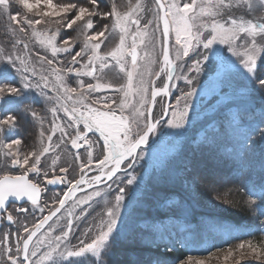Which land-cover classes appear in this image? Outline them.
<instances>
[{
    "label": "snow or ice",
    "instance_id": "obj_1",
    "mask_svg": "<svg viewBox=\"0 0 264 264\" xmlns=\"http://www.w3.org/2000/svg\"><path fill=\"white\" fill-rule=\"evenodd\" d=\"M0 15H7L12 37V50L0 49V228L19 225L0 232V264H107L117 242L144 239L145 233L164 255L178 248L199 251L213 246L215 234L230 235L236 226L227 221L188 222L194 203L175 205L186 220L176 231L172 224L136 223L150 189L180 178L146 170L137 176L139 161L146 153L167 157L169 147L205 127L211 131L201 143L210 148L227 137L223 157L235 164L242 178L237 191L245 193L255 227L264 231V0H152L151 7L128 0L123 11L117 0H0ZM30 43L43 53H33ZM33 55L40 72L30 64ZM113 71L121 74L118 81H106ZM177 81L185 88L171 104L167 98ZM196 84L201 101L230 100L226 129L214 126L206 106L193 104ZM32 90L50 105L48 114L27 101ZM28 117L39 125V146L18 135ZM67 143L77 151L64 166L58 150ZM176 158L161 163L167 168ZM183 164L184 185L194 193L196 178L187 179L193 161ZM257 167L260 179L254 180ZM50 185L66 190L45 196ZM232 191L215 198L231 204ZM101 201L103 208L92 215ZM164 255L146 264H206L192 255ZM223 259L264 264V241H241Z\"/></svg>",
    "mask_w": 264,
    "mask_h": 264
},
{
    "label": "rangeland",
    "instance_id": "obj_2",
    "mask_svg": "<svg viewBox=\"0 0 264 264\" xmlns=\"http://www.w3.org/2000/svg\"><path fill=\"white\" fill-rule=\"evenodd\" d=\"M134 2V0H133ZM146 7H151L152 0H143ZM117 4L120 9L126 10L128 7V0H117ZM12 13L17 11L16 7L10 8ZM9 21L7 15H0V49H4L5 51H11V43L12 37L11 34L8 32ZM55 28V25H52ZM79 31V30H78ZM82 37L80 38L82 42ZM118 39V38H117ZM224 47V46H219ZM30 48H32L33 53L39 50L43 53V50L39 48L38 45H33L30 43ZM36 57L33 55L30 64L32 67L36 69L37 72L41 71V65L36 62ZM47 68V65L44 66ZM117 72L113 71L112 73H108L105 75L104 79L106 81L117 82L119 76ZM38 78V77H36ZM177 87L172 89V95L167 98V102L171 104H175V97L180 95V90L185 88V84L183 81H177ZM197 87L198 96L193 98L194 105H204L207 108L206 115L209 116L214 120V126L218 127L223 125L224 128H227V121L226 117L229 115L228 108L226 105H229L230 100L228 98L223 97L222 95L218 98L214 99L212 96H206L203 101L199 98V84L195 85ZM52 93L49 92V95ZM229 96H231V90H229ZM160 98H158L159 100ZM236 104L240 103V101L235 100ZM27 101L32 104V107L38 111L41 115L48 114V108L50 105L45 101L44 97L40 96L36 90H32L27 94ZM257 105H259L258 98L255 101ZM234 106V105H233ZM157 113L159 112V105L157 106L156 110ZM191 115V113H190ZM63 116V113H61ZM50 118V114H49ZM168 117H165V120ZM203 119V115L201 116ZM164 131H172L171 129H167L164 126ZM211 131L208 128H200L199 129V136H197L196 131H191L189 133V138L187 143L183 144H175L167 149V157L164 156L163 153H160L157 157L150 159L148 154L146 153L144 160L139 161L136 166L135 172L137 176H139L142 172L146 170L148 174H152L155 176L168 177L169 175H176L180 174V178L176 179L175 181L169 179H162L158 183H156L151 189L149 194L144 197V203L139 208L136 214V223L137 225H153L159 223L165 224H172L175 225L173 231H176L186 225V220L184 216L182 218H174L172 216H168L167 218L158 219L155 217L157 211L161 209V212L166 211V213H170L171 210H182L180 207H176L175 205H185L188 206V200L194 199L196 204L204 206L205 208L210 209L213 213H230L235 216L241 217L242 221L238 223L228 220L227 221L234 226H236V230L233 231L230 235L225 233H217L213 239V246H209L205 244L203 248L199 251L195 250H187V256L192 255L194 259H202L205 260L206 264H230L229 262H225L223 257L226 254V251L229 247L234 246L241 241L244 240H252L254 242H262L264 241V234L257 233L260 231L258 228L255 227V221L253 220L251 214L247 211L246 206L244 205V201L247 199V196L242 191H237L238 185L237 181L241 184L242 178L239 176L238 178H233L232 180H228L230 175H237L236 174V166L231 161H227L223 157V152L226 147L229 146V142L226 136L222 137L218 143L211 148L201 143L204 139L205 133ZM39 125L35 124L32 121L31 117L23 122L22 127L18 131V135L25 139L28 145H35L39 146ZM98 135V134H97ZM159 136V132L156 136L152 137L149 141V145L153 139H157ZM55 139V138H54ZM195 140V142H193ZM166 143V141H165ZM76 149H73L70 143H67L62 146L61 150L58 152L61 155L60 163L64 166L71 165L73 163V154L76 152ZM82 151V150H81ZM259 151V149H258ZM176 156L177 158L172 161L171 164L168 165L167 168H164L161 160L164 159L165 161L167 158ZM187 159H191L193 161V170L188 173L187 179L191 180L193 177L196 178V188L195 192L193 193L191 189L186 188L183 182V174L181 173V169L183 168V162ZM203 162L204 166H199V162ZM227 161V162H226ZM225 162V164H224ZM229 163V164H227ZM15 171V170H14ZM254 180L260 179L259 169L257 167L256 174L252 177ZM49 188V192L45 193V196L51 195L53 191L60 192L62 189L66 190V186L61 185L60 187L56 188ZM182 190L181 196H177L172 194L175 190ZM228 189H233L232 193L227 197L231 204H224L220 200H216V195L218 193H224ZM84 193H78V195H83ZM183 200L181 197L185 196ZM112 197L109 196L108 199ZM236 203V205H235ZM21 204H17L19 206ZM239 205V211L235 208V206ZM93 208L95 211H92V215H95L97 211H100L103 208V201L99 204L94 203ZM63 211V210H62ZM79 211V210H77ZM181 214L182 211H180ZM46 214V213H45ZM37 216L40 214L37 212ZM59 215V214H58ZM151 215V216H150ZM208 217H214L213 214H207ZM154 217V218H153ZM179 217V216H176ZM216 218V217H214ZM21 221L24 220V217L21 216ZM218 220H222L216 218ZM201 220L199 217L196 223H191V218L189 221L192 225H196ZM247 220V222H244ZM55 221V218H54ZM51 221L50 223H54ZM60 223H63L61 221ZM19 225L12 226L9 229L7 226H4L0 229L2 231H15L16 227ZM83 226V225H81ZM59 228H57L58 234ZM249 232L251 234H249ZM247 233V234H246ZM254 233V234H253ZM257 233V234H256ZM79 236V229L76 230L75 233ZM152 238L151 233H145L144 239L135 240L136 243H142L145 245V248H140L138 244H135V241H119L114 247L113 255L111 257H106L107 264H146L147 261L154 259L156 257H161L163 254L162 248H158L155 245L148 243V240ZM14 239V237H13ZM74 243L76 241H73ZM138 246L137 250H131L133 246ZM132 246V247H131ZM207 249V250H204ZM141 250H157L154 251V257L149 258L147 252L143 253ZM133 251V253H131ZM142 254V257H141ZM167 255V256H166ZM166 259L168 260H175L176 258H171L170 255L166 254ZM187 256L180 259H186ZM218 257V259H217ZM76 259V258H70ZM67 264V262H65ZM89 264L91 262L89 261ZM248 264H254L253 261H248Z\"/></svg>",
    "mask_w": 264,
    "mask_h": 264
},
{
    "label": "trees",
    "instance_id": "obj_3",
    "mask_svg": "<svg viewBox=\"0 0 264 264\" xmlns=\"http://www.w3.org/2000/svg\"><path fill=\"white\" fill-rule=\"evenodd\" d=\"M224 164H225V162H224ZM227 164H229V163H227ZM238 177H239L238 175H230L228 180H232L233 178H238ZM237 182H238L237 183L238 188H242V184L239 183V180ZM181 193H182V190H178L177 189V190L173 191L172 194L177 195V196H179V195L181 196ZM184 197H186V194H185V196L181 197V200H183ZM193 203H194V210H193V213H192L191 217H189L193 221H197V219L199 217L207 216V214H213V216L216 217V218L229 220V221H233V222L242 221L241 217H239V216H235L233 214L223 213V212L222 213H217V212L213 213L210 209L205 208L204 206H201L199 204H196V202H194V199H192V200L189 199L188 200V206L189 205H193ZM235 205H236V203H235ZM235 208L239 211V205L235 206ZM160 210L161 209H159V211H157V214L155 215V217H158L159 219L166 218L168 216H172L174 218H182V216H183V214L180 213V211H182V210H174V211L171 210L170 213H166V211L161 212L162 210L161 211ZM176 216H179V217H176ZM244 222H247V220H245ZM257 233H259V234L263 233L264 234V231H257ZM134 243L138 244L140 246V248H145V245H143L142 243H136V241ZM137 249H138V246H135V245L133 246V248H131V250H137ZM141 251L143 253L147 252V254L149 255V258H153L154 257V251H157V250H145V251L141 250ZM131 253H133V251ZM187 254L188 253L186 252L185 249L178 248L175 252L168 253V256L170 255L171 258H179L180 259V258H184L185 256H187ZM166 256H164V258H166ZM141 257H142V254H141Z\"/></svg>",
    "mask_w": 264,
    "mask_h": 264
},
{
    "label": "water",
    "instance_id": "obj_4",
    "mask_svg": "<svg viewBox=\"0 0 264 264\" xmlns=\"http://www.w3.org/2000/svg\"><path fill=\"white\" fill-rule=\"evenodd\" d=\"M50 186L57 187L58 185H50ZM16 203H18V204H23V201H17ZM50 222H51V221H50Z\"/></svg>",
    "mask_w": 264,
    "mask_h": 264
},
{
    "label": "flooded vegetation",
    "instance_id": "obj_5",
    "mask_svg": "<svg viewBox=\"0 0 264 264\" xmlns=\"http://www.w3.org/2000/svg\"><path fill=\"white\" fill-rule=\"evenodd\" d=\"M1 229V228H0Z\"/></svg>",
    "mask_w": 264,
    "mask_h": 264
}]
</instances>
